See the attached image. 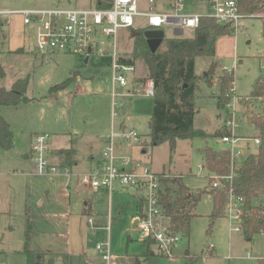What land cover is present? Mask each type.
<instances>
[{"label": "rangeland", "instance_id": "obj_1", "mask_svg": "<svg viewBox=\"0 0 264 264\" xmlns=\"http://www.w3.org/2000/svg\"><path fill=\"white\" fill-rule=\"evenodd\" d=\"M95 5L96 0H0V11L88 9ZM194 12L206 15L208 9L196 0H187L183 13ZM163 32L165 38L173 35L168 28ZM119 34L115 48L108 44L111 40L97 36L85 63V58L62 53L40 55L34 33L23 24L21 15L0 17V87L10 89L16 80L26 79L25 97L29 100L1 108L13 132L14 146L0 151V264H26L27 233L31 249L50 256L53 264H105L97 250L104 245L117 264H264V235L256 234L248 241L242 233L230 232L226 216L211 220L212 196L208 191L212 175L203 166L201 152L205 147L216 152L229 148L218 136H211L224 129L227 118L226 110L216 105L220 77L226 73L223 68L232 70L233 95L245 99L234 112L235 135L253 139L259 134L253 122L244 118L264 117L263 105L249 99L255 79L264 73L262 21L248 18L236 34L219 37L213 59L196 57L194 71L199 79L194 91L193 127L210 136L176 140L173 151L167 141L158 146L150 141L153 98L138 93L141 83L134 82L147 76L143 59L135 62L133 76L125 75L126 86L114 83L113 62L129 54L133 43L130 31ZM191 35L186 30L181 37ZM101 43L108 51L105 56L98 52ZM21 47L23 51L18 50ZM211 63L215 68L208 77ZM63 83L64 87L54 88ZM115 100L119 103L116 107ZM130 130L138 140L126 144L121 137ZM32 133L49 136L45 156L51 164V150L75 149L76 162L70 174L36 173L33 160L25 157L34 155L29 142ZM111 135L118 153L165 177L162 189L174 191L177 183H182L191 193L202 192L189 233H179L171 256L157 254L156 246L138 239L132 190L93 191L77 180L94 167L92 160L101 159L106 145L102 139ZM248 144L246 148L239 143L235 149L241 153L239 161L256 153L257 146L252 141Z\"/></svg>", "mask_w": 264, "mask_h": 264}, {"label": "built area", "instance_id": "obj_2", "mask_svg": "<svg viewBox=\"0 0 264 264\" xmlns=\"http://www.w3.org/2000/svg\"><path fill=\"white\" fill-rule=\"evenodd\" d=\"M186 1L96 0L95 7L88 9H21L0 11V17L21 15L23 24L33 31L34 45L41 55L62 53L85 59H88L93 52L97 36L111 40L108 44L115 48L120 36L119 32L122 30L163 31V28H168L173 33L172 37H177L175 33L179 31L183 34L186 30L193 33L198 28L200 19L207 17L219 25L228 26L231 33L236 34L244 28V20L248 19L239 10L236 0H196L201 5H206L208 9L206 15L195 12L184 14ZM5 23L8 24L9 21L5 19ZM102 45L103 43L98 52L99 55L105 56L108 51L103 49ZM119 57L121 56L116 57L113 62V80L119 87H124L127 84L125 75L133 76L134 66L118 63L117 58ZM223 70L232 74V70L226 68ZM140 85L138 93L148 97L154 96L155 90L151 79L144 80ZM233 94L234 88L231 82L227 94L230 99L224 107L227 118L223 128L227 134L219 137L220 141L229 147L225 151L229 153L230 172L226 176L211 174V188L221 187L222 181L227 184L231 183L234 166L245 159L238 160L241 153L235 149L241 146L239 143H243L246 148L250 141L256 146L260 143L258 137L248 139L235 135L234 112L245 99ZM118 105L119 103L115 100L114 107ZM121 138L124 143L128 144L137 142L138 135L134 130H130ZM48 140L49 136L46 134H38L33 139L31 149L34 155L31 154V159L35 164L36 173L51 176L60 173L70 174L68 167L61 168L48 162L45 156V153L49 151ZM103 140L106 145L101 159L96 161L94 167L86 174L78 175L77 180L93 191L112 192L118 188L132 190L136 199L142 200L140 212L137 209L133 216L134 232L138 235V239L142 242H154L161 254L171 256L180 237L179 233L170 230L169 218L163 212L161 197L164 189L160 187V183L165 177L162 174L151 172L149 168H141L126 155L119 154L112 135L106 136ZM225 216L229 222L230 232L241 234L243 216L241 198L236 197L231 189L228 190ZM88 222L90 223V219ZM261 234L264 235L263 232ZM97 250L105 264H116L108 245L97 246Z\"/></svg>", "mask_w": 264, "mask_h": 264}, {"label": "trees", "instance_id": "obj_3", "mask_svg": "<svg viewBox=\"0 0 264 264\" xmlns=\"http://www.w3.org/2000/svg\"><path fill=\"white\" fill-rule=\"evenodd\" d=\"M239 10L248 18H258L262 21L264 39V0H236ZM143 30L136 29L130 32L133 40L131 51L125 56L117 58L123 65H135L138 58L143 59L147 73L142 83L151 79L154 87L152 112L149 126V137L153 146L167 141L171 151L174 150L176 140H191L195 137L208 138L210 134L194 129L195 115L194 91L197 87L198 76L195 75V59L205 56L213 59L216 57L215 44L219 37L231 33L228 26L219 25L213 19L202 17L197 29L191 37L166 38L155 53L148 49ZM215 66L210 64L208 77H211ZM233 81V75L225 73L220 77V95L217 97V108L222 109L229 101L228 89ZM26 79L16 80L10 89L0 87V151L13 148V132L9 123L2 117L1 108L16 106L29 101L25 97ZM66 84L54 87L59 89ZM255 103L263 105L264 111V73H261L251 89L249 97ZM248 99V100H249ZM257 128L260 140L256 153L248 155L243 161L234 166L232 181L227 184L222 181L219 188L208 191L212 196L211 220L225 216L228 190L231 189L236 197L241 198L242 235L247 240H252L256 234L264 233V117L255 115L248 118ZM227 134L225 129L217 130L211 136L221 137ZM204 155V168L210 174L226 176L230 172L229 153L216 152L210 147L201 151ZM62 158L61 168L70 167L73 160L72 148L57 152ZM211 183V182H210ZM205 192V191H203ZM202 192L196 194L182 183H177V189L171 191L164 189L161 197L163 212L169 218L170 230L183 235H188L189 224L194 217V208ZM136 199V197H134ZM142 200L136 199V209L140 212ZM224 214V215H223ZM29 228V227H28ZM26 264H53L48 255L35 252L30 247V236L26 234L24 245Z\"/></svg>", "mask_w": 264, "mask_h": 264}, {"label": "crops", "instance_id": "obj_4", "mask_svg": "<svg viewBox=\"0 0 264 264\" xmlns=\"http://www.w3.org/2000/svg\"><path fill=\"white\" fill-rule=\"evenodd\" d=\"M143 1V0H142ZM19 10H21V9H19ZM3 39H6V35L5 36H3ZM18 50H20V51H23V47H21V48H18ZM35 55H37V54H35ZM41 55V54H40ZM53 55V54H52ZM195 70V69H194ZM196 75V74H195ZM197 76V75H196ZM244 121L245 122H248V118L247 117H245L244 118ZM36 135H38V134H36V133H32V135L30 134L29 135V142H33V139H34V137L36 136ZM256 137H258V136H256ZM103 140V139H102ZM104 141V140H103ZM73 150H74V153H75V149L74 148H72ZM59 150H66V149H55V150H51V155H52V157H53V161H54V165H58V166H62L61 165V162H62V158L59 156V155H57V152L59 151ZM119 154H121V155H124L122 152H119ZM74 156V155H73ZM25 157L26 158H29L30 160H32L31 159V154L30 155H25ZM72 160H73V157H72ZM76 161H73V163H75ZM92 162H94V164H95V160H92ZM72 163V164H73ZM91 169V168H90ZM89 169V170H90ZM68 170H69V172L71 173V170H72V165H70V167H68ZM88 170V171H89ZM31 174V173H30ZM61 175H63V176H67V175H64V174H61ZM49 176H51V175H49ZM53 176H56V175H53ZM63 176H60V177H63ZM48 177V176H47ZM106 192V191H105ZM65 193V192H64ZM63 193V194H64ZM46 195H48V193H46ZM132 197L134 198L135 197V195L133 194L132 195ZM135 199V198H134ZM135 201H136V199H135ZM39 204H43V200H41V201H39ZM135 207H136V205H135ZM136 211H137V209H136ZM47 217V216H46ZM242 235V234H241ZM248 241H250V240H248ZM146 243V245L147 246H150V245H154V246H156V244L154 243V242H145ZM156 252H157V254H161L159 251H158V249H157V246H156ZM154 254L155 253H151L150 254V256H154ZM161 255H163V254H161ZM146 258H148V257H144V259H146ZM89 264V263H88ZM117 264V263H116Z\"/></svg>", "mask_w": 264, "mask_h": 264}, {"label": "water", "instance_id": "obj_5", "mask_svg": "<svg viewBox=\"0 0 264 264\" xmlns=\"http://www.w3.org/2000/svg\"><path fill=\"white\" fill-rule=\"evenodd\" d=\"M182 35L183 33L181 31L175 33V36L177 37H181ZM143 36L151 53H155L157 51L164 39V33L161 30H146L143 32ZM88 51H90V49ZM84 62H87V58Z\"/></svg>", "mask_w": 264, "mask_h": 264}]
</instances>
